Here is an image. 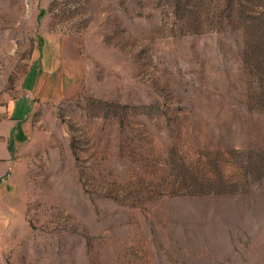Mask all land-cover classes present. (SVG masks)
<instances>
[{
	"label": "rangeland",
	"instance_id": "obj_1",
	"mask_svg": "<svg viewBox=\"0 0 264 264\" xmlns=\"http://www.w3.org/2000/svg\"><path fill=\"white\" fill-rule=\"evenodd\" d=\"M0 264H264V0H0Z\"/></svg>",
	"mask_w": 264,
	"mask_h": 264
},
{
	"label": "crops",
	"instance_id": "obj_2",
	"mask_svg": "<svg viewBox=\"0 0 264 264\" xmlns=\"http://www.w3.org/2000/svg\"><path fill=\"white\" fill-rule=\"evenodd\" d=\"M14 118H15V119H17V118H18V116H13V118H12V119H14ZM18 119H19V118H18Z\"/></svg>",
	"mask_w": 264,
	"mask_h": 264
},
{
	"label": "trees",
	"instance_id": "obj_3",
	"mask_svg": "<svg viewBox=\"0 0 264 264\" xmlns=\"http://www.w3.org/2000/svg\"><path fill=\"white\" fill-rule=\"evenodd\" d=\"M9 149L12 151L11 144H9Z\"/></svg>",
	"mask_w": 264,
	"mask_h": 264
}]
</instances>
